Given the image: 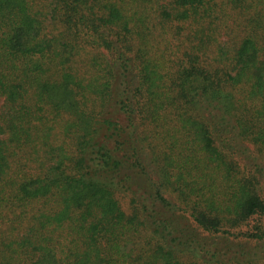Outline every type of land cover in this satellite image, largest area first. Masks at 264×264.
I'll list each match as a JSON object with an SVG mask.
<instances>
[{"label":"trees","instance_id":"obj_1","mask_svg":"<svg viewBox=\"0 0 264 264\" xmlns=\"http://www.w3.org/2000/svg\"><path fill=\"white\" fill-rule=\"evenodd\" d=\"M0 264H264V0H0Z\"/></svg>","mask_w":264,"mask_h":264}]
</instances>
